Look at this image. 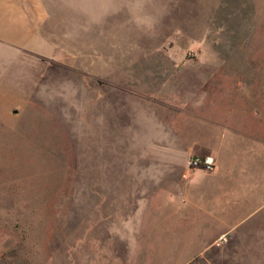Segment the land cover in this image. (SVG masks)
Here are the masks:
<instances>
[{"label": "rangeland", "instance_id": "obj_1", "mask_svg": "<svg viewBox=\"0 0 264 264\" xmlns=\"http://www.w3.org/2000/svg\"><path fill=\"white\" fill-rule=\"evenodd\" d=\"M42 2L36 44L0 45V264H264V207L210 219L202 233L232 226L227 233L240 235L201 252L187 251L186 233L159 229L154 211L134 235L124 211L155 194L153 183L137 190L129 172L156 163L157 147L92 132L94 100L132 117L160 108L153 72H235L226 84L242 91H222L218 102L264 132V108L250 105L264 104L252 91L264 84V0ZM211 112H180L179 131ZM176 221L188 229L187 218Z\"/></svg>", "mask_w": 264, "mask_h": 264}, {"label": "crops", "instance_id": "obj_2", "mask_svg": "<svg viewBox=\"0 0 264 264\" xmlns=\"http://www.w3.org/2000/svg\"><path fill=\"white\" fill-rule=\"evenodd\" d=\"M46 12L42 0H0V45L24 47L36 44L32 37L36 36L38 23L45 19ZM153 73L161 78L154 81L157 83L154 93L165 100L160 108L143 107L132 117L125 105L122 109L116 106L112 112L108 103L106 109L100 111L94 100L92 132L97 134V140L109 141L108 137L116 134L122 140L147 141L157 147L156 163L134 166L129 172L133 181H137L133 185L137 190H148L153 183L155 195H139L129 202L131 206L146 207L131 208L129 215L124 211L123 220L129 222L125 228L136 235L144 228V212L154 211L158 216L156 221L160 222L159 229L169 227L173 236L186 233L187 251L201 252L218 238L240 235L227 233L232 226L222 227L218 232L202 233L204 227L213 226L214 221L225 222L229 214L245 212L247 206H255L249 213L264 207V132L254 127L256 123L250 124L251 119L236 117L235 105H230L225 113L226 109L223 111L224 107L218 102L222 98L217 95L222 91H242L240 85L228 88L226 84L225 78L234 76L235 72ZM99 75L96 72L97 78ZM214 77L223 79L211 86ZM96 86L98 101L99 86ZM253 90L264 93V84ZM202 104L209 113L211 110L217 113L211 112L201 122H189L188 131L180 132L177 123L180 112L198 111ZM250 105L254 110L264 108V104L262 107L258 103ZM246 149L247 157H244L242 153ZM191 155L212 156L216 165L212 170L191 167L187 163V157ZM109 172L108 167L106 173ZM143 182L145 186L141 185ZM150 205L154 207H148ZM179 218H187L186 231L179 229L176 223ZM210 219L213 222H209Z\"/></svg>", "mask_w": 264, "mask_h": 264}, {"label": "built area", "instance_id": "obj_3", "mask_svg": "<svg viewBox=\"0 0 264 264\" xmlns=\"http://www.w3.org/2000/svg\"><path fill=\"white\" fill-rule=\"evenodd\" d=\"M187 163L189 166H197V167H202L207 170H212L214 169L216 162L212 156L205 155H191L187 159ZM231 264H239V263H231Z\"/></svg>", "mask_w": 264, "mask_h": 264}]
</instances>
